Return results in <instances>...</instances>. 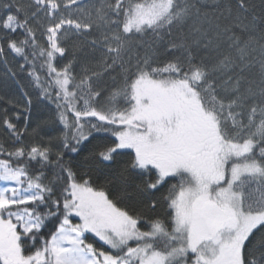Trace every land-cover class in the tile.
<instances>
[{
  "label": "snow or ice",
  "instance_id": "1",
  "mask_svg": "<svg viewBox=\"0 0 264 264\" xmlns=\"http://www.w3.org/2000/svg\"><path fill=\"white\" fill-rule=\"evenodd\" d=\"M0 7V63L42 106L31 127L21 89L0 122V264H264V0Z\"/></svg>",
  "mask_w": 264,
  "mask_h": 264
},
{
  "label": "trees",
  "instance_id": "2",
  "mask_svg": "<svg viewBox=\"0 0 264 264\" xmlns=\"http://www.w3.org/2000/svg\"><path fill=\"white\" fill-rule=\"evenodd\" d=\"M20 3L22 4H27L29 2V0H19ZM89 0H85V3H88ZM210 2V0H209ZM249 2L253 5L256 6L257 9L260 8V4H261V0H249ZM12 0H0V5L3 4H11ZM14 13L15 9H4L3 7H0V20H2L4 17H6L8 14ZM14 38H19V34L14 37ZM91 38V37H90ZM37 39L40 43H45L43 37L40 35V31H37ZM62 46H65L66 48H68L69 52H68V56L65 58V60L63 61V63H66L68 59L72 58V47H73V39H68L67 41L64 42V44ZM142 50H141V55H142ZM78 57L81 59V61H83L85 59L84 57V53L80 52L77 53ZM99 54H97L98 56ZM6 59L8 60V64L7 66H5L3 63H0V122H2L3 118H4V114H5V109H8L7 111V115L9 117L14 116L15 112H16V107L13 104L8 103L10 100L11 101H17L20 100L21 98V89L24 92H28L31 94L32 100H33V124L31 127H35V114L37 112L38 109H40L42 106L41 105H37L36 104V99H37V93L35 91H33L28 77H27V69H25L23 74H18L15 77H12L8 72H7V68H11L13 71H16L17 73H19V68L18 65L20 63H23V61L18 58V57H14V55L12 54H8L6 56ZM90 64H94V61L92 60L91 57L88 58ZM62 66L61 64H58V67ZM79 70V66L77 67V73ZM95 70V69H93ZM118 71V70H117ZM116 73H110L108 76L104 77V80L106 82V88L107 91L105 92V95L108 94V91H111V89L113 87L119 86L121 81L119 78H117V80L115 81V83H113V81L111 80V76H115ZM20 107H22V104L19 105ZM54 107V106H53ZM45 115H48L47 110L45 109ZM24 126V122L23 120L20 121L19 123V127H23ZM48 129H52V131H48ZM29 131H31V128H29ZM59 131V129L56 128V125L52 122L49 123V125L47 126V128L44 131H41L40 135L36 138V141H33L31 139V137L29 136H25L24 137V141L26 144H32L35 142H38L41 138L43 140H47L49 136H55L57 134V132ZM0 142H3L5 144L6 147H13V145L10 143L9 141V137L6 133L5 128L2 126V123H0ZM95 139L90 140L89 143L85 144L83 146V151L81 152V156L86 155L88 152L89 147L91 146V144L95 143ZM16 147H18L19 145H15ZM55 152V150H54ZM125 159L127 157H124ZM52 159H55V154L52 156ZM68 157H65V160H67ZM126 175V174H125ZM137 183H139V180L137 179L136 181ZM167 189V185H165V188L161 190V192H157L155 193V196L158 198L162 193H165ZM110 198L112 199H117L119 196L124 194V189H123V185L121 183V178H120V174L119 172H117L115 178L113 179L112 184L110 185ZM129 191H131V189H129ZM125 203H127V201H125ZM123 206V203L120 205ZM159 211V209L157 210ZM54 230V229H53ZM89 242H94V241H89ZM97 247H100L101 244L100 243H96ZM105 250H107L105 248Z\"/></svg>",
  "mask_w": 264,
  "mask_h": 264
}]
</instances>
